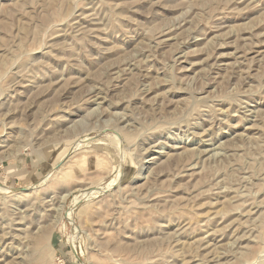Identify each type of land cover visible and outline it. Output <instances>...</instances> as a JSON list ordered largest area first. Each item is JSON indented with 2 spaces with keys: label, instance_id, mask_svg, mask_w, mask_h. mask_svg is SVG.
Listing matches in <instances>:
<instances>
[{
  "label": "rangeland",
  "instance_id": "obj_1",
  "mask_svg": "<svg viewBox=\"0 0 264 264\" xmlns=\"http://www.w3.org/2000/svg\"><path fill=\"white\" fill-rule=\"evenodd\" d=\"M0 264H264V0H0Z\"/></svg>",
  "mask_w": 264,
  "mask_h": 264
},
{
  "label": "bare ground",
  "instance_id": "obj_2",
  "mask_svg": "<svg viewBox=\"0 0 264 264\" xmlns=\"http://www.w3.org/2000/svg\"><path fill=\"white\" fill-rule=\"evenodd\" d=\"M83 194H84V193H83ZM40 239L42 240V237L40 238V236H39L37 240H40Z\"/></svg>",
  "mask_w": 264,
  "mask_h": 264
}]
</instances>
